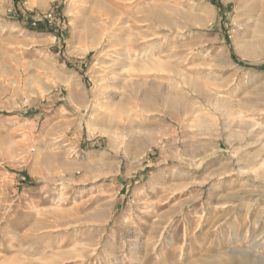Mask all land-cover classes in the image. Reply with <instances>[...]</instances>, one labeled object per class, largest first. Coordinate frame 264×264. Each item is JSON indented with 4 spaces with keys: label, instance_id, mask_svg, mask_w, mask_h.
Wrapping results in <instances>:
<instances>
[{
    "label": "rangeland",
    "instance_id": "obj_1",
    "mask_svg": "<svg viewBox=\"0 0 264 264\" xmlns=\"http://www.w3.org/2000/svg\"><path fill=\"white\" fill-rule=\"evenodd\" d=\"M254 1L0 0V264L264 258Z\"/></svg>",
    "mask_w": 264,
    "mask_h": 264
},
{
    "label": "bare ground",
    "instance_id": "obj_2",
    "mask_svg": "<svg viewBox=\"0 0 264 264\" xmlns=\"http://www.w3.org/2000/svg\"><path fill=\"white\" fill-rule=\"evenodd\" d=\"M249 10H250V13H254V14L258 13L260 21L262 23L264 22V1H262V0L254 1L251 4V6L249 7ZM254 26H255L253 28L254 31L259 30L261 32H264V29L261 27V25L258 22H256ZM245 46H246L245 47V53H246V55L249 56L252 52L251 45L248 42H246ZM252 246H253V250H256L257 247L253 243H252ZM221 264H264V258L259 259V258H254V257L248 256V255H243V257L239 261L234 262L233 260L228 258V259L222 260Z\"/></svg>",
    "mask_w": 264,
    "mask_h": 264
}]
</instances>
